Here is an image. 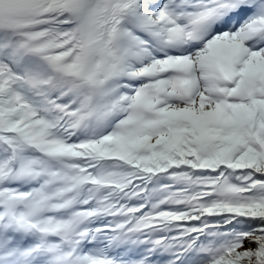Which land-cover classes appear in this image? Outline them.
<instances>
[{"label": "snow or ice", "instance_id": "obj_1", "mask_svg": "<svg viewBox=\"0 0 264 264\" xmlns=\"http://www.w3.org/2000/svg\"><path fill=\"white\" fill-rule=\"evenodd\" d=\"M0 264H264V0H0Z\"/></svg>", "mask_w": 264, "mask_h": 264}]
</instances>
